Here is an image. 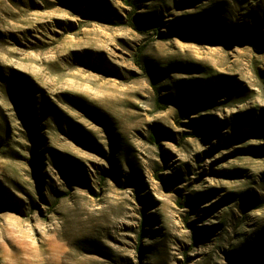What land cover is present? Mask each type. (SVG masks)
<instances>
[{
  "label": "rangeland",
  "instance_id": "1",
  "mask_svg": "<svg viewBox=\"0 0 264 264\" xmlns=\"http://www.w3.org/2000/svg\"><path fill=\"white\" fill-rule=\"evenodd\" d=\"M134 2L0 0V264H264V0Z\"/></svg>",
  "mask_w": 264,
  "mask_h": 264
},
{
  "label": "trees",
  "instance_id": "2",
  "mask_svg": "<svg viewBox=\"0 0 264 264\" xmlns=\"http://www.w3.org/2000/svg\"><path fill=\"white\" fill-rule=\"evenodd\" d=\"M128 4H129V6H135L134 0H128ZM132 27L139 32L142 31V27L139 24H133ZM178 106H179L181 113L185 114L186 112H185L184 108L180 104ZM157 141H158V138L155 139V142H157Z\"/></svg>",
  "mask_w": 264,
  "mask_h": 264
}]
</instances>
